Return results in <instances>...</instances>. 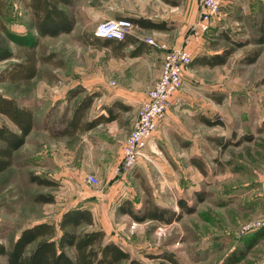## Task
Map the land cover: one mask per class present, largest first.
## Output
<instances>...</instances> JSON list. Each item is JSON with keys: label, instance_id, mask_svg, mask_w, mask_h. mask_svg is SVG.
I'll list each match as a JSON object with an SVG mask.
<instances>
[{"label": "rangeland", "instance_id": "1", "mask_svg": "<svg viewBox=\"0 0 264 264\" xmlns=\"http://www.w3.org/2000/svg\"><path fill=\"white\" fill-rule=\"evenodd\" d=\"M182 1L186 4L177 8ZM7 2L5 20L11 35L0 31V55L10 52L11 57L0 59V77L18 62H25L32 52L41 59L30 81L0 78V92L31 108L36 116L35 128L17 151L14 164L0 173V243L10 246L23 227L58 220L65 209L86 206L93 211V228L105 230L107 240L119 243L143 264L161 262L159 254L166 251L173 252L182 264H264V238L239 261L229 258L233 252L245 250L254 236L256 230L240 232L243 224L264 220V46L248 43L224 65L209 67L193 61L184 73L176 101L135 169L116 174L139 110L114 105V94L122 86L150 85L156 73L161 75L165 55L154 47L134 58L130 51L135 45H130L116 56L108 47L86 42L95 36L101 21L126 10L167 23L166 30L133 26L132 34L140 40L153 38L169 47L181 45L195 24L189 25L195 0H72L63 8L76 18L75 27L58 36L39 35L23 0ZM183 12L188 27L184 38L174 45L178 22L164 20L181 17ZM263 18L264 0H226L219 19L222 23L190 44L194 57L222 52L229 44L223 31L236 40L257 36ZM258 48L262 51L257 61L245 63V56ZM78 80L98 82L91 88L79 84L99 94L88 118L107 114L105 106L114 105L118 119L74 137H56L53 128L63 127L58 124L60 117L70 115L84 95L68 98ZM207 119L214 124L204 121ZM219 121L222 123H216ZM0 123L17 130L3 114ZM217 137L228 145H218ZM194 160H200L203 167ZM31 174L57 185L34 183ZM89 175L98 182L89 183ZM39 194H53L55 202H40ZM148 196L161 207L182 212L181 219L137 221L120 211L126 201L141 211ZM180 200L195 211H182ZM0 264H8L7 258L0 256Z\"/></svg>", "mask_w": 264, "mask_h": 264}, {"label": "trees", "instance_id": "2", "mask_svg": "<svg viewBox=\"0 0 264 264\" xmlns=\"http://www.w3.org/2000/svg\"><path fill=\"white\" fill-rule=\"evenodd\" d=\"M23 2L30 9L34 27L40 36H58L73 31L76 18L63 8V6L71 5L72 0H23ZM7 5V0H0V31L11 35L5 20L8 13ZM115 18H126L134 27L141 29H169L166 22L154 21L151 18L134 15H118ZM213 29H215L214 26L206 34H209ZM222 35L229 43L222 52L202 54L196 58L193 57L192 62L209 67L224 65L238 48L248 43L264 46V18L261 21L259 34L249 40L232 39L224 31ZM86 43L108 47L116 56L123 55L126 47L135 45L130 51L132 57L148 51L149 45H151L132 33L127 34L124 39L101 38L95 35L92 40H88ZM261 51V48L252 51L245 56L243 61L249 64L256 62ZM9 57H11L10 52L0 55V59ZM40 59L37 57V53L32 52L25 62H18L6 73V76L0 77L1 80L30 81L38 72ZM76 86L69 89L68 98L71 100L80 97L81 93L84 95L75 102L70 115L65 113L60 117L58 124H63V127L53 128L56 137H74L78 133L88 132L100 124L118 119L114 105H120L119 102L105 106L107 114L88 118V112L99 94L89 92L82 85ZM0 114L5 115L17 128L15 130L5 123H0V173H2L14 164L17 151L26 144L27 137L35 128L36 116L31 108L21 106L15 98L2 92H0ZM204 121L211 125L214 124L208 119ZM247 138L250 140L252 136L249 135ZM214 141L224 147L229 143L223 142L222 138L218 137ZM194 161L198 166L203 167L200 160ZM30 179L42 186L57 185L54 180L38 174H31ZM37 200L43 203H53L55 196L53 194H39ZM179 206L182 211L190 213L195 211V208L187 205L184 200L179 201ZM120 211L129 214L137 221L152 219L171 223L182 217V212L161 207L153 202L149 196L141 211L135 210L130 201L122 204ZM94 224L95 219L91 208L86 206L68 208L62 212L58 220H45L23 227L10 246L1 242L0 256L6 257L8 264H143L140 259L133 257L122 245L113 240H107L105 230L93 228ZM253 235V238L247 241L245 250L232 253L229 257L232 262L244 258L247 251L264 238V227L256 230ZM158 258H161L162 261L157 264H182L173 252H163L159 254Z\"/></svg>", "mask_w": 264, "mask_h": 264}, {"label": "built area", "instance_id": "3", "mask_svg": "<svg viewBox=\"0 0 264 264\" xmlns=\"http://www.w3.org/2000/svg\"><path fill=\"white\" fill-rule=\"evenodd\" d=\"M226 0H200V13L185 43L176 46L160 44L153 38L145 41L164 52L162 73L158 81L146 91V96L139 107V120L135 129L124 144L122 158L115 167L116 174L131 172L138 164L140 156L152 139L155 130L165 117L171 103L184 83V73L191 64L194 54L190 44L199 40L219 20ZM133 24L126 18H108L101 21L94 34L101 38L124 39L132 33ZM89 183L95 184L98 179L94 175L87 177ZM264 220L252 221L240 229L242 234L260 229Z\"/></svg>", "mask_w": 264, "mask_h": 264}, {"label": "crops", "instance_id": "4", "mask_svg": "<svg viewBox=\"0 0 264 264\" xmlns=\"http://www.w3.org/2000/svg\"><path fill=\"white\" fill-rule=\"evenodd\" d=\"M195 2H196V5L194 7V19L191 22H189L190 23L189 25L194 24L195 21H196V19H197V16L199 15V8H200L199 1L198 0H195ZM182 4L184 6L186 4V2L183 3V1H182L176 7L179 8L180 7L179 5H182ZM183 14H184V12L182 13V16L181 17H178V18H170V20H168V19H165L164 20V21H167V22H169L171 20L178 22V24H176V29H174V31H175V41H177L176 43H174V45L178 44L184 38V35L186 33V29H187L186 27H188V25L186 24V22H184L185 20H182ZM120 15L121 16H127V15H134V14L131 13V12H129V11L122 10V13ZM221 23H222V21L216 20L214 22V25H213L214 28L218 27ZM156 41H159V40L157 39ZM154 47L155 46H153L152 44L149 45L148 51H152V48H154ZM145 52L146 51H144L143 54H145ZM140 56L141 55L134 56V58L140 57ZM159 76H160V71L153 76V80L150 83V85L145 86V87L144 86L143 87H138V86L126 87V86H122L123 88H121L120 90H117V92H115V94H114V96L116 97V98L114 97L115 101L116 102H119L120 106L122 108H124V109L125 108L126 109L130 108V109H134V110H139V107L141 105V102L143 101V99L146 96V91H147L148 87H151V85L155 82V80ZM80 83H82L86 87L91 88V87H93V85H97L98 82L97 81H94V82H85V81H79L78 80V81H76V83L74 84V86L75 85H78ZM176 99L177 98H174L173 101H176ZM153 137H154V135H153Z\"/></svg>", "mask_w": 264, "mask_h": 264}]
</instances>
